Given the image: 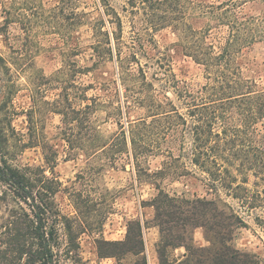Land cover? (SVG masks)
<instances>
[{
    "label": "rangeland",
    "instance_id": "374dc122",
    "mask_svg": "<svg viewBox=\"0 0 264 264\" xmlns=\"http://www.w3.org/2000/svg\"><path fill=\"white\" fill-rule=\"evenodd\" d=\"M109 1L122 18V29L109 24L99 0H0V85L5 95L10 91L4 111L15 130L13 163L44 169L50 175L45 154H54V175L61 183L54 197L56 208L69 218L73 232L85 230L77 238L78 247L65 253L66 236L63 227L59 229V245L54 248L57 264H131V258L121 263L99 258L95 240L120 239L126 221L136 214L141 217V211L149 222L153 209L141 203L157 193L156 184L171 194L185 191L215 197L206 185L209 178L190 164L189 136L183 149L180 137H166L148 151L151 118L139 80L142 67L159 99L168 96L184 113V100L206 84L203 67L184 54L171 28L150 30L147 35L142 26L139 37L132 27L133 15L122 10L126 0ZM258 8L249 3L245 10L256 13ZM119 31L121 37L115 40L113 32ZM243 64L245 74L264 86L262 44L245 52ZM69 104L81 110L86 104L90 107L69 125L56 111ZM135 132L143 141L136 164L128 140ZM27 142L30 145L22 148ZM97 144L106 146L94 150ZM169 146L180 158L174 163L187 165L192 173L155 174L163 163H173L166 152ZM220 195L240 210L239 201L224 190ZM243 210L247 226L235 231V243L257 254L264 264V231L254 220L264 210L250 214Z\"/></svg>",
    "mask_w": 264,
    "mask_h": 264
},
{
    "label": "trees",
    "instance_id": "16d2710c",
    "mask_svg": "<svg viewBox=\"0 0 264 264\" xmlns=\"http://www.w3.org/2000/svg\"><path fill=\"white\" fill-rule=\"evenodd\" d=\"M99 2L109 24L122 29V18L110 1ZM249 3L259 7L256 13L245 10ZM122 10L133 15L132 27L139 37L142 26L147 35L150 30L171 28L184 54L203 67L206 79L197 94L184 100L183 113L168 96L164 95L165 101L159 99L140 67L142 99L151 118L148 151L158 147L159 138L166 137H180L183 149L189 136L190 164L209 178L206 185L215 196L185 191L171 194L156 184L157 193L141 206L154 210L152 225L159 230L155 244L158 264H261L257 254L238 249L233 241L235 231L247 226L241 208L249 214L264 210V86L243 70L245 52L258 43L264 48V0H126ZM113 35L115 40L121 37L120 31ZM133 59L139 63L136 51ZM4 90L0 85V264H57L54 248L59 245V229L63 227L66 236L65 253L78 247L77 238L85 230L73 232L69 218L56 208L54 197L61 183L54 175V154H45L50 175L44 169L13 163L15 130L10 115L5 114L10 91L5 95ZM58 101L54 103L60 104ZM89 107L86 104L81 110L69 104L56 111L71 125ZM122 138L126 145L125 134ZM128 140L136 164L143 141L136 132ZM166 152L173 163H163L156 175L192 173L187 165L174 163L180 158L170 146ZM221 190L240 202V210L221 197ZM254 220L264 231V212ZM148 224L140 217L128 219L124 239L96 238L97 256L117 263L131 258V264H149L144 240ZM199 227L208 241L206 246L194 243L193 231ZM179 247L185 252L176 258L173 251Z\"/></svg>",
    "mask_w": 264,
    "mask_h": 264
},
{
    "label": "crops",
    "instance_id": "0c3cea01",
    "mask_svg": "<svg viewBox=\"0 0 264 264\" xmlns=\"http://www.w3.org/2000/svg\"><path fill=\"white\" fill-rule=\"evenodd\" d=\"M148 207H150V206H148ZM150 208H152V207H150ZM136 217H140V216L138 214H136L133 218H136ZM153 217H154V210H153V216H152L151 220L149 221L148 227L144 229V240H145L146 253H147L149 264H158V258H157V254H156V251H155V244L159 240V230H158V228L156 226L152 225ZM140 218L142 219V221H147L148 222V220L144 219L143 211H141V217ZM130 219H132V218H130ZM149 227L152 228L151 229L152 230L151 234H150V232L147 231L149 229ZM125 235H126V230H125V234H124L123 237H121L120 239H115L114 238V240H122V239H124ZM106 240H110V239H106ZM193 240H194V243L197 246H206V245H208V241L206 240V238L204 236L203 229L200 228V227L194 229V231H193ZM233 242H234V245L237 247V245L235 243V239H234ZM151 248H153L152 251H151ZM238 249H240V248H238ZM240 250H242V249H240ZM153 251L155 252V254H152ZM174 251H175V253H177V254H174L175 257L176 258H181L183 256V253L185 252V248L184 247H179V248L175 249ZM174 251H173V253H174ZM243 251H247V250H243ZM248 252H250V251H248ZM104 259H106V258H104ZM111 259H113V258H111Z\"/></svg>",
    "mask_w": 264,
    "mask_h": 264
}]
</instances>
